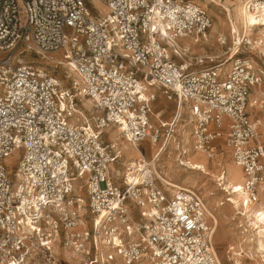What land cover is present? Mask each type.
I'll return each mask as SVG.
<instances>
[{"label": "built area", "instance_id": "built-area-1", "mask_svg": "<svg viewBox=\"0 0 264 264\" xmlns=\"http://www.w3.org/2000/svg\"><path fill=\"white\" fill-rule=\"evenodd\" d=\"M92 1L104 8L0 0V264H57V249L79 264H221L205 200L173 187L159 165L182 143L190 146L183 155L208 161L225 149L245 178L244 207L259 209L261 44L234 30L231 46L212 58L190 56L183 42H209L213 17L195 3L259 18L264 0ZM36 60L62 68L68 85ZM163 101L175 105L169 121L155 113ZM111 129L140 155L115 178L120 154L103 142ZM144 144L157 152L147 158Z\"/></svg>", "mask_w": 264, "mask_h": 264}, {"label": "rangeland", "instance_id": "rangeland-1", "mask_svg": "<svg viewBox=\"0 0 264 264\" xmlns=\"http://www.w3.org/2000/svg\"><path fill=\"white\" fill-rule=\"evenodd\" d=\"M90 2L94 3L92 0H90ZM94 4L99 9L104 8L103 5L99 2H95ZM195 4L208 10L209 14L213 17L214 25L212 30L209 32V42L207 44L197 46L193 44V42L188 40H185L183 42L184 44L190 43L191 46H193L190 56L193 57L208 56L213 58L214 56L223 55L227 51V48L231 46L232 32L234 30L242 31L240 29V24L238 23V21L234 16V12H233L234 8L230 9L231 10L230 16H227V13L226 11H224V9L216 5H210L206 1H202V4L199 3H195ZM258 29L252 31L253 32L252 35L254 36V39H255V35L259 31ZM33 58L34 56H32L31 54H27L26 56L27 60H31ZM55 58H58V56L56 55ZM36 63L38 65H42L43 67H46V69L51 73H56L55 75H57L63 81H65V85H68V79L65 76L64 70L62 68H58L57 70H54L52 66H49L51 64H54V62H49V64L46 65L47 64L46 61L41 62V60H36ZM80 104H81L80 106H83L86 110H90L89 103L84 101V103L80 102ZM161 112H163V114L161 115L160 120L168 121L174 115L175 112L174 103H170L166 101L160 103L156 107L155 113H161ZM157 123L158 121H156L155 125H157ZM187 136H188V132H187ZM188 141L189 143H191L190 136L188 138ZM103 142L105 143V145L111 147L113 149L112 150L113 152L120 154L119 163L116 164L115 166L116 169L112 168L111 170L112 176L114 178H115L116 170L120 171L122 174L123 171L125 170L124 164L131 161H135L136 159L139 158V155L136 153V151L129 146L127 141L121 138L120 134L115 129L108 130L103 134ZM141 148L145 153H147V158H150L152 153L157 152V148L154 147L150 148L147 144L142 145ZM183 148H187L190 150V146L188 144L184 145V143H182V147L180 150H176V148H172V149L169 148L161 157L159 171L161 172L163 177H165L168 181H170V183H176L185 188H192L194 183L199 185H202L203 183H207L210 187V192H215L218 194L216 197L209 196L208 192L203 193L197 190L195 191H197L201 195V197L205 200L208 209H210L212 213H214L216 220H218L219 222V225L215 229V233L213 236L214 238L213 244L218 252V255L222 263L235 264V260H238L241 264H258L256 260L255 261L247 260L249 256L248 254L253 256L255 254V250L252 247L253 244H249V245L244 244L243 247H241V244L239 245L238 241L236 240V236H238V234L239 235L241 234L238 232L235 235L234 232L236 231L235 230L236 225L235 223H231L229 221V219L233 217L235 213V209L232 210V208H229L228 205L226 207L216 209L217 202L219 201V199L225 200L226 198V195L223 192L216 191L221 189L218 187V182L216 180L206 178L200 172H195L192 170H188L187 168L180 167V163L181 160L187 162L190 161L191 158L196 159L198 161L201 159H206L208 162V169L211 172L217 174L218 177L220 176L221 171L224 172L226 171L229 177L237 180H240L241 177H243L242 171L237 167H235L231 154L225 149H221L219 151L218 156L214 160L208 161V159L204 155L201 154L199 155L194 151L192 152L190 151V153H188L187 155H183L182 152ZM17 157L18 155H15L12 159L7 161L6 164L12 168L17 164ZM219 164L221 165L220 169L218 167ZM262 195H264V193ZM261 200H262V196H261ZM210 223H212L211 224L212 226L214 225L213 221H210ZM248 234L242 233L241 236L248 235L251 236L250 238H252L253 240L255 239L256 233L254 232L253 228L249 230ZM239 248L243 249L242 256L245 255L247 256L241 259L239 258L235 259L233 253H236ZM248 249H252V251ZM57 254H58L57 264H79L77 260L73 259L71 256L68 257L66 253L63 252V250L61 249H57ZM28 264H44V263L40 259H35L29 262ZM115 264H122V262L118 260Z\"/></svg>", "mask_w": 264, "mask_h": 264}, {"label": "bare ground", "instance_id": "bare-ground-1", "mask_svg": "<svg viewBox=\"0 0 264 264\" xmlns=\"http://www.w3.org/2000/svg\"><path fill=\"white\" fill-rule=\"evenodd\" d=\"M205 7H207V6H205ZM233 12H234V16H235L236 20L240 24V29L242 31H243V29H245V34L249 35L250 37L253 36L252 31L254 30V27H260L264 24V16H260L258 18L257 16H255L251 13L243 11V9L239 6L234 7ZM254 40L256 43L261 44V46L259 47L260 52H264V28H259V31L255 35ZM85 102L89 103V105H90L89 101H85ZM184 135L187 136V131L185 132ZM118 140H119V138H118ZM136 153L139 155V153L137 151H136ZM198 154L200 155L201 153H198ZM201 155H204L206 157L205 154H201ZM139 158H140V155H139ZM180 167H184V168H187L188 170H192L195 172H200L206 178L216 180L218 182V187L221 189L216 190V191L223 192L226 195V198H225V200L219 199V201L217 202V208L216 209L226 207L227 205L229 208H232V210L235 209V213H234L233 217H231L229 220L231 223H235V225H236L235 230L237 232L236 231L234 232L235 235L238 232L241 235H242V233L248 234L249 230H251L253 228L254 232L256 233L254 240L252 238H250L251 236H248L249 234L243 235V236L238 234V236H236V240L238 241L239 245L241 244V247H243L244 244H246V245L253 244L252 247L255 250V254H254V256L248 254L249 256H248L247 260H250V261L256 260L258 264H264V202H263V195H262V201H261V204L259 206V209L255 208L254 206L244 207V203L248 199L247 194L244 191H242V187L244 185V180H245L244 175H243V177H241L240 180H237V179L229 177V175L227 174L226 171L225 172L221 171V174L218 177L217 174L211 172L208 169V162L206 159H201L198 161L196 159L191 158V160L187 161V162L181 160ZM218 167L220 169L221 165L219 164ZM235 167L240 169L236 165H235ZM172 169H173V167H172ZM223 172L225 173L224 177H222V174H224ZM171 185L175 188H185V187H182L176 183H171ZM185 189H193V190H197V191H200L203 193L208 192L209 196H211V197H216L218 195L215 192H210V187L207 183H203L202 185L194 183L192 188H185ZM258 211H261V213L258 214ZM209 213L211 216V220L214 222L215 229H216L219 225V222H218V220H216L214 213H212V211L210 209H209ZM248 250L252 251V249H248ZM215 251L217 253V256H218L220 263L223 264L216 249H215ZM63 252H65L68 257L71 256L73 259L77 260L74 256V254L72 252H70L69 250L64 249ZM242 252H243V249L239 248L236 253H233V256L235 257V259H238V258L241 259V258L247 256V255L242 256ZM77 262H78V260H77ZM235 264H241V263L238 260H235Z\"/></svg>", "mask_w": 264, "mask_h": 264}, {"label": "crops", "instance_id": "crops-1", "mask_svg": "<svg viewBox=\"0 0 264 264\" xmlns=\"http://www.w3.org/2000/svg\"><path fill=\"white\" fill-rule=\"evenodd\" d=\"M171 118H172V117H171ZM171 118H170V119H171ZM170 119H169V120H170ZM169 120H168V121H169ZM263 200H264V195H263ZM263 202H264V201H263ZM229 220H230V219H229Z\"/></svg>", "mask_w": 264, "mask_h": 264}]
</instances>
